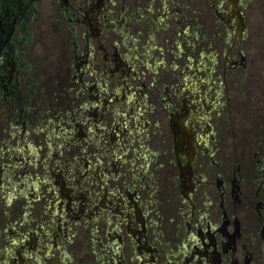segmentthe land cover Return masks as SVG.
<instances>
[{
	"label": "flooded vegetation",
	"instance_id": "flooded-vegetation-1",
	"mask_svg": "<svg viewBox=\"0 0 264 264\" xmlns=\"http://www.w3.org/2000/svg\"><path fill=\"white\" fill-rule=\"evenodd\" d=\"M263 59L264 0H0L1 258L264 264Z\"/></svg>",
	"mask_w": 264,
	"mask_h": 264
},
{
	"label": "rangeland",
	"instance_id": "rangeland-1",
	"mask_svg": "<svg viewBox=\"0 0 264 264\" xmlns=\"http://www.w3.org/2000/svg\"><path fill=\"white\" fill-rule=\"evenodd\" d=\"M30 27H31V26H30ZM45 27H46V26H44V28H43V26L41 27V26L39 25L38 28L35 27V28L32 29V27H31L30 30H31V31H33V30L37 31L38 29H39V30H44ZM46 28H47V27H46ZM251 38H253V39L255 40L254 36H252ZM49 50H50V51H53V52L56 51V47L53 46V43L50 44V48H49ZM261 62H263V66H264V59H263ZM262 69H263V68H262ZM258 71H259L260 75H261V74H264V70H258ZM255 77H257V76H255ZM255 77H254V78H255ZM259 82H261V81H259ZM261 105H262V104H261ZM11 218H12V217H10L9 219H11ZM9 219H8V220H9ZM3 244H4V243H0V248L3 246ZM29 256H31V254H29ZM2 260H3L4 262H2ZM7 261H8L7 259L1 258V256H0V264H4V263L7 264ZM26 262H28V264H32V262L29 261L28 259L26 260Z\"/></svg>",
	"mask_w": 264,
	"mask_h": 264
}]
</instances>
